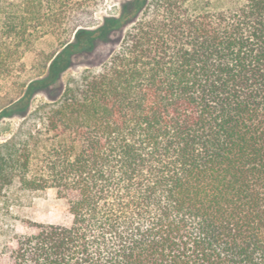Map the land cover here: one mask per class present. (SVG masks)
Here are the masks:
<instances>
[{"label":"trees","instance_id":"obj_1","mask_svg":"<svg viewBox=\"0 0 264 264\" xmlns=\"http://www.w3.org/2000/svg\"><path fill=\"white\" fill-rule=\"evenodd\" d=\"M0 0V71L61 43L0 110V189H52L71 226L25 222L8 264H264V0ZM126 29L98 70L74 55ZM45 94L48 101H37ZM15 246H11L12 242Z\"/></svg>","mask_w":264,"mask_h":264},{"label":"rangeland","instance_id":"obj_2","mask_svg":"<svg viewBox=\"0 0 264 264\" xmlns=\"http://www.w3.org/2000/svg\"><path fill=\"white\" fill-rule=\"evenodd\" d=\"M130 0H102L96 11L88 17L94 24H101L107 17H117L122 6ZM126 29L111 35L107 43H98L91 52L74 55L69 68L63 72L57 87L58 95L69 81L79 80L85 71L98 70L118 49ZM61 43L55 37H45L37 41L23 58L25 66L16 65L15 71H0V110L15 98L21 85L39 74H46L51 57L61 50ZM45 94L39 95L37 101H48ZM22 119L2 118L0 120V144L13 138ZM25 222L48 223L71 226L73 216L65 200L60 199L52 189L44 191L21 190L14 183L0 189V250L4 243L11 241L14 234H30L33 229L25 226ZM15 246V242L11 243ZM8 254L0 252V264H8Z\"/></svg>","mask_w":264,"mask_h":264}]
</instances>
